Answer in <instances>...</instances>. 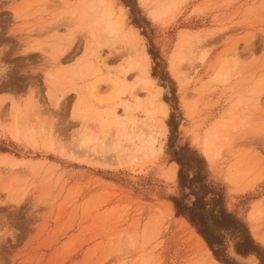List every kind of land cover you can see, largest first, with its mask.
Returning a JSON list of instances; mask_svg holds the SVG:
<instances>
[{"label": "rangeland", "instance_id": "rangeland-1", "mask_svg": "<svg viewBox=\"0 0 264 264\" xmlns=\"http://www.w3.org/2000/svg\"><path fill=\"white\" fill-rule=\"evenodd\" d=\"M91 1L0 0V264H244L229 242L264 264V0H112L169 107L161 148L136 163L119 125L137 134L151 92L124 74L127 44L93 30ZM182 149L208 187L180 188ZM200 196L212 245L172 201Z\"/></svg>", "mask_w": 264, "mask_h": 264}, {"label": "bare ground", "instance_id": "bare-ground-1", "mask_svg": "<svg viewBox=\"0 0 264 264\" xmlns=\"http://www.w3.org/2000/svg\"><path fill=\"white\" fill-rule=\"evenodd\" d=\"M146 1V0H141ZM88 13L91 14V24L93 25V30H96V33L99 35H102L104 37L115 39L119 38L122 39L125 42V46L129 47V53H131V58L126 62L128 65V68L126 69V73L124 74L128 75L132 73L133 71H137L138 78L142 79L141 86L146 87V89L151 92L150 101L146 103V108L144 109L145 112V120L140 123V125H137V134L133 135L131 131H125V121L120 123V136L118 139V146L116 149H119L120 140L124 139L127 141V144L129 146V154L127 155V159L131 160L133 163L138 162L139 160H142L148 156L154 155L158 151V146L161 144L159 136L166 137V134L168 132V127L166 126L163 119L167 118L169 115V107L166 103H160L157 104V100L160 96V90H155L154 86L155 84L151 76L149 75V68H150V56L146 51L145 46L142 44V36L138 34L134 29L130 28L129 32H124V25H125V19L126 16L123 12V10H119L117 12L114 8V4L112 0H94L91 1L87 8ZM209 35V34H208ZM127 48V47H126ZM32 49V48H31ZM182 49V46H181ZM128 50V49H127ZM185 51V50H184ZM126 53V52H125ZM187 53V52H185ZM123 54V53H122ZM189 54V53H188ZM124 55V54H123ZM182 55V54H181ZM182 58L179 60L178 58L175 59L172 65V71L179 80L183 81V72L180 70L181 64L184 61L185 56H181ZM193 58V57H192ZM191 58V59H192ZM201 61L204 60V57L200 58ZM65 71H60L58 75L61 77L68 75ZM64 73V74H63ZM52 76V80H56L57 76ZM99 84L95 83L91 87V91L94 93L98 91ZM134 94V93H133ZM135 101L137 104H140L139 99L137 98L138 95H136V92L134 94ZM133 96V98H134ZM127 109H130V106H126ZM131 124L137 123L136 120H130ZM20 128L16 127V138H19L21 136ZM134 136L138 139L139 145H136L134 142ZM54 144L50 141V147L53 148ZM207 155L209 159H216L220 156V152L218 151H212V150H206ZM158 154V153H157ZM9 161H14L19 164H23L25 161L9 157ZM17 164H13L12 166H16ZM177 172H178V165L176 163H173L171 165V169L168 173V178L171 181H176L177 179ZM263 203L261 202L255 210L251 213V218L256 219L259 218L263 212ZM229 250L233 257L238 256L239 259L241 258V263L244 264H259L258 259L255 256L249 255L248 257H242L238 253L235 252L233 245L231 242H229Z\"/></svg>", "mask_w": 264, "mask_h": 264}, {"label": "trees", "instance_id": "trees-1", "mask_svg": "<svg viewBox=\"0 0 264 264\" xmlns=\"http://www.w3.org/2000/svg\"><path fill=\"white\" fill-rule=\"evenodd\" d=\"M170 126L172 127L171 124ZM179 153H184V156L189 155L180 160L175 159V161L181 167L179 172L180 188H185V185L187 184L188 188H191V192H195L194 187L192 185L195 184L197 181L202 182L204 187H208L209 184L206 181V179L208 178L207 171L204 169L203 172V169H201V166H199L205 163L204 159L201 158L196 152L187 149H182ZM188 166H190V168ZM189 170L193 171L194 176L188 181L189 177L187 176V172L189 173ZM204 200L205 198L203 196H200L196 198V201L193 204L188 205L183 202V199H181V197H176L172 199L177 215L186 217L189 222L198 230V233L210 245H212V241L217 240L215 237L213 238V234L208 223V215L206 212L207 208ZM218 202H221V199H219ZM223 215L225 218L227 217L225 213ZM239 225L240 224L236 222V227H238ZM249 251L256 253V251L253 249H250L246 252Z\"/></svg>", "mask_w": 264, "mask_h": 264}, {"label": "water", "instance_id": "water-1", "mask_svg": "<svg viewBox=\"0 0 264 264\" xmlns=\"http://www.w3.org/2000/svg\"><path fill=\"white\" fill-rule=\"evenodd\" d=\"M234 259H235L236 261H238V262L241 261V258L239 259L238 256H235Z\"/></svg>", "mask_w": 264, "mask_h": 264}]
</instances>
